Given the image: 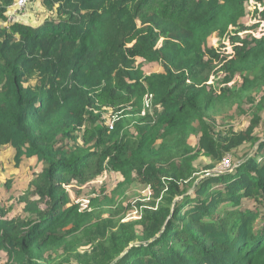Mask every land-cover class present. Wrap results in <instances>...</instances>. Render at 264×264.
I'll return each mask as SVG.
<instances>
[{
  "label": "trees",
  "instance_id": "obj_1",
  "mask_svg": "<svg viewBox=\"0 0 264 264\" xmlns=\"http://www.w3.org/2000/svg\"><path fill=\"white\" fill-rule=\"evenodd\" d=\"M39 1L41 26L7 27L0 0V172L8 146L17 168L41 165L19 216L0 203V264H264V10L248 22L264 0ZM244 102L249 126L219 130L220 107L248 116ZM107 174L151 188L138 219L123 204L105 218L101 189L80 211L76 189Z\"/></svg>",
  "mask_w": 264,
  "mask_h": 264
},
{
  "label": "rangeland",
  "instance_id": "obj_2",
  "mask_svg": "<svg viewBox=\"0 0 264 264\" xmlns=\"http://www.w3.org/2000/svg\"><path fill=\"white\" fill-rule=\"evenodd\" d=\"M256 8H259L261 11L264 10L262 5H257V3L254 1L250 2L248 6V11H250L251 17L248 19L249 23H255L259 18L257 13L254 15L255 11H257ZM49 16L50 13L42 7L39 0H31L28 7V12L19 18V23L28 24L32 27H39L48 19ZM263 34L264 25L255 31L252 37L262 38ZM210 43L214 48L217 49L226 48L228 52H232L233 50L231 42L229 40H225L223 37L221 38L219 36H213ZM139 62L141 64L142 60H139ZM143 66L147 74L159 71V65L157 64H145ZM216 80L217 77H214L211 83L214 84ZM259 95L255 94L254 96L257 97ZM242 110H249L250 115L245 116L241 114L237 106H231L228 104L221 106L219 111L214 116L217 121V128L220 130L224 129V126H233L237 130H245L250 124L252 112L250 111L249 104H245V102L242 105ZM262 115L264 118V111ZM263 131L264 126L260 129L259 135H262ZM191 143H197V136H192ZM250 149V146L245 147L243 150H241V152L238 153L237 157H228L226 163H223V165L219 167V171L233 169L234 163L238 162L245 152H250ZM14 157L15 151L12 148L8 146L2 149L1 160L3 163V169L0 172V203L3 207L9 210L10 217H17L22 213L23 205L20 201V198H22V196L29 189L30 182L34 179L36 172L41 169V165L36 159L25 160L21 166L17 168L15 166ZM203 162L208 163L210 162V159L202 158L196 163V165ZM99 183H102V185ZM99 183L96 182L90 186H86L85 189L82 190L76 189V192L79 194L78 200H86L91 198L92 194L99 191V189L109 192L108 196L110 198H114V203L110 205L104 204L103 206L99 207L100 209L105 210V218L108 217V210H119L121 204H123L125 208H128L126 221L138 219V217L141 216L142 208L145 209L148 206L147 204H150L154 200V194L151 188L149 186H142L139 183L127 188L126 190L114 191V188L117 184V179L114 174H111V176L108 174L105 175L99 181ZM138 205H140L142 208H140ZM245 206L249 207L250 209H254L256 207L253 201H247ZM91 208L94 207L92 206Z\"/></svg>",
  "mask_w": 264,
  "mask_h": 264
},
{
  "label": "built area",
  "instance_id": "obj_3",
  "mask_svg": "<svg viewBox=\"0 0 264 264\" xmlns=\"http://www.w3.org/2000/svg\"><path fill=\"white\" fill-rule=\"evenodd\" d=\"M31 0H14V2L8 7L6 16L7 22L6 26H10L13 23H19V18L24 16L28 12V7ZM152 95H148L145 98V109H151ZM145 114V110L143 112ZM121 113H109L105 115L106 124L109 126L110 130H114L116 123L121 118ZM226 163V162H225ZM96 194H92V197H96ZM90 198L86 200H76V204L80 206V211H91Z\"/></svg>",
  "mask_w": 264,
  "mask_h": 264
}]
</instances>
